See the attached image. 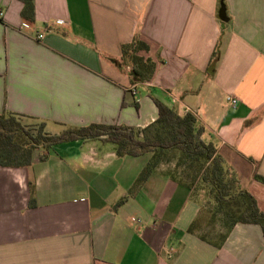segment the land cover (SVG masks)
<instances>
[{"label": "crops", "instance_id": "obj_1", "mask_svg": "<svg viewBox=\"0 0 264 264\" xmlns=\"http://www.w3.org/2000/svg\"><path fill=\"white\" fill-rule=\"evenodd\" d=\"M220 2L35 0L28 21L22 1L0 0V113L59 134L145 128L158 116L152 96L189 109L264 211V0H223L226 21ZM135 35L158 62L144 83L113 61ZM150 158L76 139L36 150L30 166H0V264H264L259 225L236 224L221 247L188 232L201 204L163 164L134 186Z\"/></svg>", "mask_w": 264, "mask_h": 264}, {"label": "trees", "instance_id": "obj_2", "mask_svg": "<svg viewBox=\"0 0 264 264\" xmlns=\"http://www.w3.org/2000/svg\"><path fill=\"white\" fill-rule=\"evenodd\" d=\"M23 2L21 15L25 20L35 19V0H20ZM220 4H224L221 0ZM120 60H113L119 67L129 69L132 83L150 81L157 69L158 62L150 56L151 44L135 35L133 40L121 46ZM221 58V50L217 46L210 62V73ZM158 108L156 120L145 128L128 125L91 123L86 126L69 127L59 134L47 131L45 120L36 117L4 110L0 113V166L27 167L33 162L34 152L38 149L49 151L53 145L76 139H104L116 146L118 156L138 157L151 154V158L136 179L134 186L141 184L153 171L161 165V159L166 153H176L179 160L173 170H163L164 174L184 185L191 196L200 202V214L190 224L188 232L198 233L201 239L221 247L231 230L238 223L256 224L262 229L264 236V211L255 197L241 187L236 172L219 154L213 142L203 138L205 127L193 112L180 114L152 96ZM138 108V103L134 102ZM24 119L38 122L24 123ZM186 164L187 176L182 177L181 166ZM263 179L260 175H254ZM200 181L207 189L203 204L195 191V184ZM197 186V185H196ZM33 191V189H32ZM124 198L120 200L122 203ZM34 199L30 204L33 205ZM203 212L207 215V223L213 225L216 218L225 225L226 230L210 238V232L202 222ZM211 221H208V220Z\"/></svg>", "mask_w": 264, "mask_h": 264}, {"label": "rangeland", "instance_id": "obj_3", "mask_svg": "<svg viewBox=\"0 0 264 264\" xmlns=\"http://www.w3.org/2000/svg\"><path fill=\"white\" fill-rule=\"evenodd\" d=\"M24 123L26 124H34V126L38 123L34 120H31V119H24L23 121ZM177 160H179V155L176 154V153H166L165 155H163L162 159L160 160L161 164L164 165V168L166 170H173L175 168V164L177 163ZM186 164H183L180 168L181 170V175L182 177H186L187 176V173H183L186 169ZM197 185V186H196ZM195 191H196V194L199 196V200L204 204L206 201H207V189H205L203 187V184H201L200 181L197 182V184H195ZM207 215L203 212L202 214V222L203 224L206 226V229L201 231L202 233L203 232H210V238L212 239H217V235L221 232V231H225L226 228L224 227L225 225L222 223V221H219L217 218L216 220L213 222L214 224L213 225H209L208 226V223L206 222L207 221ZM208 221H211L210 219Z\"/></svg>", "mask_w": 264, "mask_h": 264}, {"label": "water", "instance_id": "obj_4", "mask_svg": "<svg viewBox=\"0 0 264 264\" xmlns=\"http://www.w3.org/2000/svg\"><path fill=\"white\" fill-rule=\"evenodd\" d=\"M219 18L221 20H224L226 21L228 18H227V15H226V8H225V5L222 4L221 7H220V10H219Z\"/></svg>", "mask_w": 264, "mask_h": 264}, {"label": "built area", "instance_id": "obj_5", "mask_svg": "<svg viewBox=\"0 0 264 264\" xmlns=\"http://www.w3.org/2000/svg\"><path fill=\"white\" fill-rule=\"evenodd\" d=\"M3 14V10L0 9V15ZM227 100L232 104V105H235L237 103V99L236 98H233L232 96H228L227 97ZM187 112H192L191 110L187 109L186 110Z\"/></svg>", "mask_w": 264, "mask_h": 264}]
</instances>
